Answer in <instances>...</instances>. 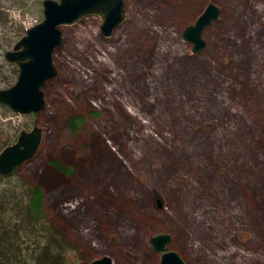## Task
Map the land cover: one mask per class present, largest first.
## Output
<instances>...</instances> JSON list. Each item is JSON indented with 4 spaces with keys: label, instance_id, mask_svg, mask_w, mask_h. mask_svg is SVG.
Returning a JSON list of instances; mask_svg holds the SVG:
<instances>
[{
    "label": "rangeland",
    "instance_id": "1",
    "mask_svg": "<svg viewBox=\"0 0 264 264\" xmlns=\"http://www.w3.org/2000/svg\"><path fill=\"white\" fill-rule=\"evenodd\" d=\"M123 1L110 36L95 15L60 27L41 110L0 106L3 141L43 130L1 183L40 187L34 211L70 264H159L157 233L186 264H264V0ZM208 3L220 13L192 52L182 31ZM41 19L42 0H0V87L16 79L4 53Z\"/></svg>",
    "mask_w": 264,
    "mask_h": 264
},
{
    "label": "water",
    "instance_id": "2",
    "mask_svg": "<svg viewBox=\"0 0 264 264\" xmlns=\"http://www.w3.org/2000/svg\"><path fill=\"white\" fill-rule=\"evenodd\" d=\"M220 13L219 7L208 3L192 24L182 31V38L191 44L192 52L205 46L202 32ZM95 15L103 36H110L125 19L123 0H42V19L29 26L25 33L4 53V58L17 65L14 83L0 88V103L17 113H34L45 104L43 87L56 74L52 54L61 44L60 27L72 25L82 17ZM42 127L34 124L22 130L16 140L0 150V175L10 174L22 162L31 158L42 140ZM168 233L150 237L151 248L160 254L159 264H186L179 254L168 248ZM87 264H112L108 256H102Z\"/></svg>",
    "mask_w": 264,
    "mask_h": 264
},
{
    "label": "trees",
    "instance_id": "3",
    "mask_svg": "<svg viewBox=\"0 0 264 264\" xmlns=\"http://www.w3.org/2000/svg\"><path fill=\"white\" fill-rule=\"evenodd\" d=\"M7 63L14 67L13 73L17 75L16 64ZM13 83L14 80L0 88ZM0 106L8 109L4 104ZM78 120V116L69 118L66 126L74 130ZM7 144L0 139V150ZM49 163L62 172L67 170L58 160ZM16 168L8 175H0V264H70L65 256L64 241L36 216L38 211H34L41 198L40 187L17 183V179L6 183L8 185L1 183L4 178L12 179Z\"/></svg>",
    "mask_w": 264,
    "mask_h": 264
},
{
    "label": "flooded vegetation",
    "instance_id": "4",
    "mask_svg": "<svg viewBox=\"0 0 264 264\" xmlns=\"http://www.w3.org/2000/svg\"><path fill=\"white\" fill-rule=\"evenodd\" d=\"M13 63H14V62H13ZM17 69H18V68H17ZM1 104H2V103H1ZM21 131H22V130H21ZM21 131H20V132H21ZM20 132H19V133H20ZM17 136H18V135H17ZM15 140H16V139H15ZM13 142H14V141H13ZM11 143H12V142H11ZM8 144H10V143H8ZM8 144H7V145H8Z\"/></svg>",
    "mask_w": 264,
    "mask_h": 264
}]
</instances>
